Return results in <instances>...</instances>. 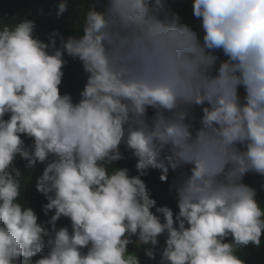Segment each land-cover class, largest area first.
Masks as SVG:
<instances>
[{"label":"clouds","instance_id":"9594fccd","mask_svg":"<svg viewBox=\"0 0 264 264\" xmlns=\"http://www.w3.org/2000/svg\"><path fill=\"white\" fill-rule=\"evenodd\" d=\"M67 9L61 0L56 15ZM192 9L202 37L164 0L90 3L83 35L59 47L56 32L48 43L34 35V20L0 23V264H146L145 246L149 264L158 252V264H245L237 251L261 245L264 208L243 178L264 176V0H193ZM65 54L88 74L75 103L59 89ZM17 157L27 169L46 164L35 186L45 215L54 210L51 228L22 202ZM185 164L174 216L144 181ZM61 216L71 231L56 227Z\"/></svg>","mask_w":264,"mask_h":264},{"label":"trees","instance_id":"16d2710c","mask_svg":"<svg viewBox=\"0 0 264 264\" xmlns=\"http://www.w3.org/2000/svg\"><path fill=\"white\" fill-rule=\"evenodd\" d=\"M61 0H0V23L17 22L12 21L15 17L19 19H31L35 22L34 35L41 41L48 43V37L51 33H58L57 47H59V39L63 37H78L83 35L82 32V19L84 13L90 3H95L97 10H102L106 0H67L68 9L59 17L56 15L58 11V4ZM165 7L170 9L171 12L177 13L182 23L188 24L193 28L201 37L203 30L201 27V21L193 15L192 4L193 0H164ZM218 57L217 67L219 63L226 59L221 51L214 53ZM64 59L66 64L62 71L64 75L62 77V83L59 86L61 95L70 94L73 98V102H78L80 99V92L83 90L87 82V73L84 71L82 63L78 59L65 54ZM238 93L241 98L245 95L243 87L238 89ZM154 114L152 109L148 110V117L150 118ZM202 116V110L200 107H192L189 110V122L192 123V132L195 135V131L200 127V117ZM8 118L7 116L5 117ZM26 146H30L33 143L32 138L22 136ZM120 151L124 159L125 164L130 168L132 164L136 165L137 159L132 155L131 151L127 150L126 147L121 144ZM51 159V157H50ZM163 159V155L161 156ZM27 161L17 157L14 161V166L22 172V176L19 178L22 185V202L25 207H30L38 216V222L44 223L46 227L51 228L47 224V221L52 215L54 210L50 211L47 215L43 212V205L48 203L46 197L41 192H38L35 186L36 179L43 174V170L46 166L44 163H38L32 168H26ZM115 165H119L115 163ZM190 165H182L180 168L173 171L169 168L167 174V180L161 181V171L159 169H152L149 179L144 181L147 188L151 193V198L155 199L157 206H167L172 209L174 216L178 213V198L176 195L175 188L173 187L174 182H178L182 175L189 174ZM137 169L132 170L129 175H137ZM144 176L141 177L143 180ZM243 182L248 186L255 189L257 192V202L262 208H264V176L256 173L249 172L244 178ZM155 212V209H152ZM56 227H68L71 231V221L69 218L61 216L56 222ZM229 240L231 238H228ZM134 243L128 245V251L135 253L138 248L135 241L137 237H132ZM159 244L161 249L165 246V237L159 238ZM140 247V246H139ZM160 249V250H161ZM48 251L45 248L44 253ZM237 255L245 262V264H264V234L261 236V245L256 247L249 244L248 246L241 248L237 251ZM40 258L38 255L33 260ZM22 259V258H21ZM160 260L159 252L156 258L153 260V264H158Z\"/></svg>","mask_w":264,"mask_h":264},{"label":"rangeland","instance_id":"374dc122","mask_svg":"<svg viewBox=\"0 0 264 264\" xmlns=\"http://www.w3.org/2000/svg\"><path fill=\"white\" fill-rule=\"evenodd\" d=\"M146 247V246H145ZM144 247V248H145ZM144 248H142V249H140L139 251H138V254H139V256L141 257V260L143 261V262H145L146 264H149V262L151 261V259H149L146 255H145V252H144ZM159 249V247L157 246V250Z\"/></svg>","mask_w":264,"mask_h":264}]
</instances>
